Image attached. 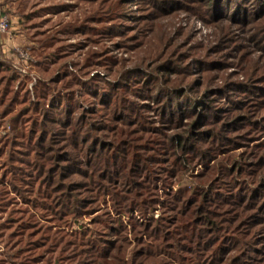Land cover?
<instances>
[{"label":"rangeland","instance_id":"1","mask_svg":"<svg viewBox=\"0 0 264 264\" xmlns=\"http://www.w3.org/2000/svg\"><path fill=\"white\" fill-rule=\"evenodd\" d=\"M1 16L0 264H264V0Z\"/></svg>","mask_w":264,"mask_h":264},{"label":"built area","instance_id":"2","mask_svg":"<svg viewBox=\"0 0 264 264\" xmlns=\"http://www.w3.org/2000/svg\"><path fill=\"white\" fill-rule=\"evenodd\" d=\"M9 28L8 19L5 16L0 17V32L5 33Z\"/></svg>","mask_w":264,"mask_h":264},{"label":"trees","instance_id":"3","mask_svg":"<svg viewBox=\"0 0 264 264\" xmlns=\"http://www.w3.org/2000/svg\"><path fill=\"white\" fill-rule=\"evenodd\" d=\"M179 111L181 112V111H182V109H179Z\"/></svg>","mask_w":264,"mask_h":264}]
</instances>
